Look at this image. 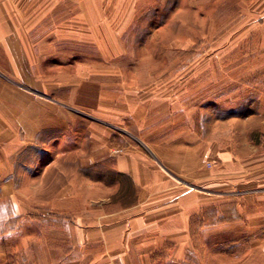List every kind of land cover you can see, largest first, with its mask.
Returning <instances> with one entry per match:
<instances>
[{"label":"crops","instance_id":"obj_1","mask_svg":"<svg viewBox=\"0 0 264 264\" xmlns=\"http://www.w3.org/2000/svg\"><path fill=\"white\" fill-rule=\"evenodd\" d=\"M167 1L0 0V263L264 264V153L248 139L218 140L211 122L201 125L200 88L187 87L200 77L186 83L178 70H143L183 68L182 60L113 61L112 79L98 80L96 114L120 127L119 135L128 132L127 139L113 135L117 144L110 146L105 129L111 125L100 124L92 135L96 157L76 159L81 171L70 177H78L60 188L46 184L55 196L87 197L101 183L127 188L132 203H116L109 191L96 214L86 198L80 214L69 217L68 207L25 198L41 194L42 177L50 176L37 170L41 150L59 138L67 147L76 133L67 108L42 97V53L52 57L61 34L93 36L104 68L105 37L119 46V37L143 34L152 14L141 5ZM228 3L240 5L228 19H240L241 27L229 32L247 52L241 68H256L258 101L250 115L264 130V0ZM245 78L241 84L248 86ZM93 163L102 171L95 176Z\"/></svg>","mask_w":264,"mask_h":264},{"label":"rangeland","instance_id":"obj_2","mask_svg":"<svg viewBox=\"0 0 264 264\" xmlns=\"http://www.w3.org/2000/svg\"><path fill=\"white\" fill-rule=\"evenodd\" d=\"M228 1L168 0L152 5L142 4L141 7L145 8L144 11H148V8L151 7L148 13L152 14L145 32L141 34L142 36L119 37L122 41L119 46L114 44L113 37L106 36L105 47L107 50L105 51L104 68L100 65L102 59L96 45V37H85L86 41H84V37L80 35H74L72 40L67 39L63 34L59 35L56 39L58 51L50 58H45L48 53H42L44 75H42L41 94L44 97L47 96L45 95L47 93L49 98H54L58 108H67L76 133L73 132V141L67 147L63 138H59L57 143L47 147V151L41 150L39 154L41 162L37 170L41 173H50V176L42 177L41 184L44 182L45 185H48L51 181L54 187L60 188L72 181V177L74 179L78 177H70L71 174L78 175L81 171L80 164L76 159L79 161L81 155L90 160L92 157H96L92 135L98 133L100 124L111 125V123L108 125L107 121L96 114V97L98 91L102 90L98 80L102 79V75H105L106 80L112 79V73L116 67L113 65V61L134 59L136 56L150 61H169L170 65L173 60L184 61L183 68L152 67L143 70H152L154 75L159 71L171 73L178 70L179 73L183 72L182 75L185 76L186 83L194 77H200V84H196L195 80V86L192 83L186 85L190 90H193V87L200 88L199 104L203 108L200 117L201 125L211 122L216 126L218 140L226 141L227 135L225 136V134H228V139L231 136L233 139H248L250 142H255L259 146V151L264 153V130H261L256 116L250 115L256 112L258 101L256 68H241V61L248 59V55L240 43V36H232L229 32L233 28L238 29V32L241 20L228 19V16L235 15V12L240 9V5L230 4ZM132 48L135 50L134 54L128 51ZM251 55L249 53V59L256 58V52ZM125 66L123 71L126 70L125 74L128 75L134 68L132 64V67H128V64ZM244 71H249V75L242 74ZM247 76L249 78L248 86L241 84V79L246 80ZM113 128H116L117 131L120 127L112 124L110 128L105 129L106 143L110 146L117 144L113 140V135L120 133L114 132ZM120 131L123 136H119L123 137L122 139H127L124 136L128 132L126 133L122 129ZM125 141H121V144H124ZM140 148L142 149V146ZM113 151V147H111L110 152L113 153ZM31 153L32 151H30ZM109 164L110 162L104 165L105 171L109 169ZM89 171L91 176H95L97 171L98 173L102 172L96 163L89 165ZM55 175L58 177L56 181L54 180ZM47 185L44 188L42 185L41 194H30L25 198L46 205L68 207L69 217L80 214V202L86 198H88L90 211L96 214L98 209L103 208L102 204H98L99 200L110 192H114V195H111L115 198L116 203L124 206L132 203L127 188L109 190L104 188L101 183V186L99 185L101 188L95 184L90 186L87 197L55 196L50 192L54 193L56 189H48ZM92 203L94 204L92 205ZM12 247L16 249L17 246L14 244ZM0 264H10V262L7 260Z\"/></svg>","mask_w":264,"mask_h":264},{"label":"built area","instance_id":"obj_3","mask_svg":"<svg viewBox=\"0 0 264 264\" xmlns=\"http://www.w3.org/2000/svg\"><path fill=\"white\" fill-rule=\"evenodd\" d=\"M208 166H209V167H211V166H212V164H211V163H209V164H208Z\"/></svg>","mask_w":264,"mask_h":264}]
</instances>
